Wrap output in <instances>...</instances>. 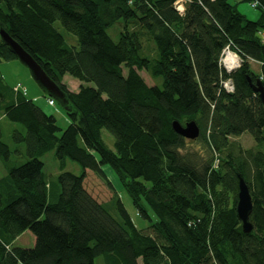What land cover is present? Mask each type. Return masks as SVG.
Listing matches in <instances>:
<instances>
[{
	"label": "trees",
	"instance_id": "16d2710c",
	"mask_svg": "<svg viewBox=\"0 0 264 264\" xmlns=\"http://www.w3.org/2000/svg\"><path fill=\"white\" fill-rule=\"evenodd\" d=\"M232 1L0 0V29L66 93L70 121L62 131L54 115L0 75V113L23 127L12 139L27 156L25 163L12 159L18 151L0 127L7 171L0 180V264H96L99 257L104 264H264V105L254 90L264 88V0ZM240 3L256 4L259 17L248 19ZM122 20L115 42L107 29ZM145 38L154 43L153 57ZM227 49L241 59L232 72L221 63ZM11 59L0 40V64ZM143 70L162 86L148 85ZM67 75L81 83L78 91L63 82ZM191 121L198 139L219 154L217 168L213 156L198 165L184 154L191 140L173 123ZM244 134L255 149L230 142ZM52 150L61 170L55 179L41 160ZM68 160L81 175L65 171ZM105 166L149 225L138 227L119 198L115 218L89 193L88 171L115 190ZM238 175L252 196L250 234L237 214ZM28 231L34 247H14Z\"/></svg>",
	"mask_w": 264,
	"mask_h": 264
},
{
	"label": "rangeland",
	"instance_id": "374dc122",
	"mask_svg": "<svg viewBox=\"0 0 264 264\" xmlns=\"http://www.w3.org/2000/svg\"><path fill=\"white\" fill-rule=\"evenodd\" d=\"M232 2L238 3L240 2V0H233ZM178 4L181 5V3ZM238 9L243 15H245L250 20H256L259 17V10L253 8L250 4L240 3ZM125 26L126 23L123 20L115 23L113 26L107 29L108 35L113 39V41L118 42L121 33L125 31ZM56 28H58L59 31L65 35L69 45L78 48V41L76 37L69 34L59 23L56 24ZM130 28L134 29L135 26H131ZM144 48H145V52L150 57H153L155 55L154 43L148 38L144 39ZM228 51L231 50L227 49L225 52L227 53ZM222 59H225V55L223 56ZM224 61L225 60H223V62ZM250 64L253 71L255 72L259 71L258 64L254 62H251ZM239 65L241 66L240 57H239ZM0 75L5 79L6 83L10 87L19 86L24 91H26L28 99L34 100L35 103L39 107H41L47 114L54 115L57 120V125L62 131H64L68 127L70 121L65 109L56 101H55V107L49 106L48 97L44 94L42 89L34 81L30 71L26 67H24L18 60L11 59L9 61H3L0 64ZM140 75L143 77V79L146 81L148 85L162 86L163 83L162 79H154L152 78L151 74H149L144 70L140 71ZM63 82L67 85V87L71 91H78L79 85H81V83L78 80L72 78L69 75L64 77ZM1 129L3 131L4 142L7 145H9V147L13 151L14 150L18 151V153H13L12 159L18 161L19 163H25L27 161L25 145L24 144L16 145L12 139V135L15 130H21L22 132H25L23 127L5 118L4 123L1 124ZM103 139L111 149H114L115 138L106 130L103 131ZM189 142L190 143L187 145L184 154L188 155L189 158H191L192 161L198 165H203L205 162L210 160L211 156H213V158L215 159L214 166L217 168L216 160H217V156H219L218 153H212V151L208 150L206 145L200 139ZM230 142L231 143L235 142L237 146H239L242 150L245 151L252 150L257 147V144L249 134H244L240 137H232L230 139ZM238 150L239 149L236 148L235 152L237 153ZM226 154L227 153L225 154L221 153L220 158H224ZM41 160L44 163V173L49 179H55L61 174L60 164L56 159L54 150L49 151L44 156H42ZM104 170L108 176L109 181L114 185L115 190L109 187L106 184V182H104V180L98 177L95 173L88 171L87 178L85 180V186L89 191V193L99 203L104 204L108 209V211L111 213V215H113L115 218H119V215L117 213L116 203L114 200L116 198H119L123 203L124 207L126 208V210L128 211L129 215L133 219L134 223L138 227L142 228L146 225H149L150 223L148 221L142 220L137 215V210L134 207L130 196L126 191L122 189V186L119 184V181L112 172V170L108 166H105ZM65 171L73 173L75 175H81L83 172L82 168L77 163L71 160L67 161ZM6 176H7V171L0 160V180ZM34 244H35L34 236L32 233L28 231L25 232L24 235L20 236L14 242V247L32 248L34 247ZM95 263L104 264L103 258L102 257L97 258Z\"/></svg>",
	"mask_w": 264,
	"mask_h": 264
},
{
	"label": "water",
	"instance_id": "95a60500",
	"mask_svg": "<svg viewBox=\"0 0 264 264\" xmlns=\"http://www.w3.org/2000/svg\"><path fill=\"white\" fill-rule=\"evenodd\" d=\"M0 40L6 45L10 52L17 58V60L26 67L34 81L42 89L44 94L51 99L58 102L67 112L69 110V100L67 95L59 85H57L42 69L38 62L27 53L21 45L13 40L9 34L4 30L0 29ZM255 92L259 93L261 102L264 105V88L261 84H258L254 89ZM174 131L187 140H197L200 137V128L196 122L191 121L181 125L179 122L173 123ZM238 203H237V214L242 222V230L245 234H250L253 231V225L250 222V217L253 211L252 196L250 193L249 186L245 182L241 175H238Z\"/></svg>",
	"mask_w": 264,
	"mask_h": 264
},
{
	"label": "built area",
	"instance_id": "2783aa9c",
	"mask_svg": "<svg viewBox=\"0 0 264 264\" xmlns=\"http://www.w3.org/2000/svg\"><path fill=\"white\" fill-rule=\"evenodd\" d=\"M177 5H179V4H177ZM252 7L255 8V7H256V4H253ZM177 9H178L179 11H182V10H183V6H182V5H179V6H177ZM228 53L232 54L231 51H228L227 54H228ZM225 54H226V52H224V55H225ZM233 54H234V53H233ZM234 55H235V54H234ZM235 56H236V55H235ZM236 58H237V57H236ZM223 60H224V59L221 60V63H222V65H223V67L227 70V72H232V71H234V70H236V69H238V68L240 67L238 59H237V67H235V68H233V67L229 68V67L227 66V64H225L226 62H225V61L223 62ZM224 88H225L228 92H232V91L234 90V89H233V85H232V83L229 82V81L224 83ZM17 89H18V88H17ZM48 104H49V106L54 107V106H55V100H54V99H51V98H48Z\"/></svg>",
	"mask_w": 264,
	"mask_h": 264
},
{
	"label": "bare ground",
	"instance_id": "6f19581e",
	"mask_svg": "<svg viewBox=\"0 0 264 264\" xmlns=\"http://www.w3.org/2000/svg\"><path fill=\"white\" fill-rule=\"evenodd\" d=\"M236 56H235V55ZM232 53V54H230V53H226L225 54V64H227V66L229 67V68H231V67H233V68H235V67H237V59H238V61H239V57H238V55L236 54V53ZM223 57V56H222ZM237 57V58H236Z\"/></svg>",
	"mask_w": 264,
	"mask_h": 264
},
{
	"label": "crops",
	"instance_id": "0c3cea01",
	"mask_svg": "<svg viewBox=\"0 0 264 264\" xmlns=\"http://www.w3.org/2000/svg\"><path fill=\"white\" fill-rule=\"evenodd\" d=\"M80 86V85H79ZM15 88H18V89H20V90H22V91H24L22 88H20V87H15ZM25 93H26V91H24ZM27 94V93H26ZM55 107V106H54ZM5 115L3 114V113H0V127H1V124H3L4 123V121H5ZM22 235H24V233L22 234ZM21 235V236H22Z\"/></svg>",
	"mask_w": 264,
	"mask_h": 264
}]
</instances>
